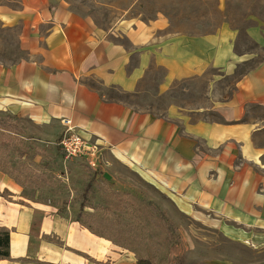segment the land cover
Segmentation results:
<instances>
[{
	"label": "crops",
	"instance_id": "0c3cea01",
	"mask_svg": "<svg viewBox=\"0 0 264 264\" xmlns=\"http://www.w3.org/2000/svg\"><path fill=\"white\" fill-rule=\"evenodd\" d=\"M0 21L17 29L23 54L12 63L0 61V106L61 130V121L69 120L81 137L104 144L103 162L129 170L186 217L195 220L200 214L219 225L264 221V147L257 144L264 137V58L239 76L230 95L215 98L212 91L209 104L199 109L170 104L156 113L103 90L138 92L148 68L146 48L157 43L155 34L164 26L155 24L130 37L141 63L130 69L132 53L107 39L90 18L70 11L66 0H0ZM248 33L260 43L259 31ZM166 47L172 56L157 58L167 68L158 87L165 94L174 82L197 78L207 68L222 78L232 76L248 59L220 31L179 37ZM255 110L262 116L256 117ZM0 228L10 233L9 257L0 258V264L137 260L134 251L102 238L50 201L22 197L18 185L1 172ZM170 248L163 264L187 247Z\"/></svg>",
	"mask_w": 264,
	"mask_h": 264
},
{
	"label": "rangeland",
	"instance_id": "374dc122",
	"mask_svg": "<svg viewBox=\"0 0 264 264\" xmlns=\"http://www.w3.org/2000/svg\"><path fill=\"white\" fill-rule=\"evenodd\" d=\"M66 1L70 11L90 18L107 39L132 53L130 69L141 64L140 52L131 46L130 37L155 24L164 26L155 34L157 43L146 48L148 68L143 79L138 80V92L129 95L112 88L103 90L109 97L149 107L156 113H163L170 104L199 109L209 104L212 91L215 98L230 95L239 76L264 58V0ZM253 28L260 32V43L254 42L248 33ZM219 31L234 42L237 54L248 58L236 73L222 78L223 74H218L216 69L207 68L197 78L174 82L166 94L160 92L158 87L167 68L159 65L162 63L157 58L159 54L172 56V51L166 50L167 44L179 37L214 35ZM16 35L17 29L5 28L0 21V61L12 63L23 56ZM8 114L19 116L0 106V146L4 157L0 172L18 185L22 197L34 202L50 201L62 214L73 215L102 238L134 251L137 256H146L154 264L166 261L171 249L167 243L171 240L173 245L187 247L171 260V264H264V221L259 226L219 225L215 221H195L186 217L166 195L118 163L102 161L91 168L82 158L65 160L59 146L62 130L56 124L38 125L29 118L20 117L13 124L17 135L11 136L16 141L15 159L8 162L13 149L3 144L2 138L8 134L3 130L8 125ZM254 114L262 116L260 110H255ZM27 137L30 140L22 144ZM93 141L103 152L104 144ZM257 144L264 147V137ZM24 149L30 153L28 161H18L19 151ZM31 156L36 157L32 162ZM14 169L20 173L14 174ZM81 203L85 206L82 211L79 210Z\"/></svg>",
	"mask_w": 264,
	"mask_h": 264
},
{
	"label": "built area",
	"instance_id": "2783aa9c",
	"mask_svg": "<svg viewBox=\"0 0 264 264\" xmlns=\"http://www.w3.org/2000/svg\"><path fill=\"white\" fill-rule=\"evenodd\" d=\"M63 127L59 146L65 160L82 158L91 168L102 162L100 145L92 139H85L76 132L75 127L67 119L61 121Z\"/></svg>",
	"mask_w": 264,
	"mask_h": 264
},
{
	"label": "trees",
	"instance_id": "16d2710c",
	"mask_svg": "<svg viewBox=\"0 0 264 264\" xmlns=\"http://www.w3.org/2000/svg\"><path fill=\"white\" fill-rule=\"evenodd\" d=\"M19 118H20V116H16V115H13L12 116V115L8 114V116H6V119L8 120V125L5 126V124H4L5 127L2 125L4 127L3 130H7V132H8V134L2 135L3 144L5 146H7L8 148L13 149V151L9 155L11 158L9 159L8 162H13L14 159H15L14 158V148L16 147L15 146L16 141L11 136H13L15 134L17 135L16 129H15L16 127L13 126V124H14L15 121L19 120ZM9 127H10V129H8ZM7 135H9V136H7ZM29 140H30L29 137L23 138V141L24 142H22V144L25 143V142H28ZM19 144H21V143L19 142ZM19 152H20V154H19V157L20 158H19L18 161H20V160L26 161L27 158L30 156V153L28 152L27 149L20 150ZM3 158H4L3 157V151H2V148L0 146V162L4 161ZM21 158H23V159H21ZM34 158H36V157L35 156H31L30 157V159H31L30 162H32V160ZM17 163L20 165V167H22V165L20 164V162H17ZM24 165H26L25 162L23 163V166ZM16 170H18V168ZM12 171H13L14 174L15 173H20L18 171L15 172V169L12 170ZM84 208H85V206H83V203H81L79 205V210L82 211ZM79 215H80V213H79ZM9 240H10V233H9V231L7 229H1L0 228V258H4L5 259V258H8L9 257V253H8ZM171 241H169L167 243L168 244V248H170L173 245V243ZM136 259L137 260H136V263L135 264H154L153 261L150 258L146 257V256H137Z\"/></svg>",
	"mask_w": 264,
	"mask_h": 264
},
{
	"label": "bare ground",
	"instance_id": "6f19581e",
	"mask_svg": "<svg viewBox=\"0 0 264 264\" xmlns=\"http://www.w3.org/2000/svg\"><path fill=\"white\" fill-rule=\"evenodd\" d=\"M3 103L4 104H8L7 101H3L2 104ZM194 218H195V220H199V221L203 220V222H206L205 218L202 215H200V214H194Z\"/></svg>",
	"mask_w": 264,
	"mask_h": 264
}]
</instances>
